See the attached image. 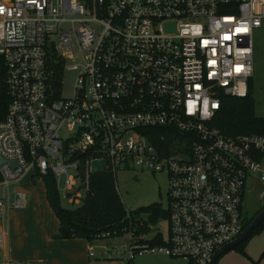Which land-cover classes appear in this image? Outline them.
I'll return each mask as SVG.
<instances>
[{"label": "built area", "instance_id": "built-area-1", "mask_svg": "<svg viewBox=\"0 0 264 264\" xmlns=\"http://www.w3.org/2000/svg\"><path fill=\"white\" fill-rule=\"evenodd\" d=\"M0 9L9 99L0 215L27 206L11 183L47 173L60 200L80 204L102 159L114 174L128 167L168 178L167 239L152 243L139 221L126 264L142 254L209 264L242 234L248 177L264 207V135L227 136L211 122L220 94H248L264 0H0ZM65 71L75 73L69 96ZM7 235L0 229V248Z\"/></svg>", "mask_w": 264, "mask_h": 264}, {"label": "trees", "instance_id": "trees-1", "mask_svg": "<svg viewBox=\"0 0 264 264\" xmlns=\"http://www.w3.org/2000/svg\"><path fill=\"white\" fill-rule=\"evenodd\" d=\"M4 72V62L0 58V119L5 116L9 100L4 85ZM219 99L220 108L212 119L213 126L227 136L264 135V118L257 117L254 113L252 77L248 80L246 97L238 98L220 94ZM42 180L45 184L47 201L59 221L58 233L54 235L58 239L83 238L93 241L107 231L110 236H121L125 232L128 233L139 221L145 223L144 231H148L149 228L146 225L150 222L154 223L160 217H167L168 210L159 203L127 210L118 193L115 174L109 169L90 175L86 195L74 208L61 206L51 173L44 175ZM261 209L257 210L253 216L246 218L244 229ZM263 226L264 219L254 228L252 234L258 232ZM245 241L233 249H238L246 255L243 250ZM151 242L163 244L164 240L157 235Z\"/></svg>", "mask_w": 264, "mask_h": 264}, {"label": "crops", "instance_id": "crops-1", "mask_svg": "<svg viewBox=\"0 0 264 264\" xmlns=\"http://www.w3.org/2000/svg\"><path fill=\"white\" fill-rule=\"evenodd\" d=\"M13 184L17 187L16 190L20 189L26 193L27 206L24 209L6 208L0 215V229L8 230L5 245L0 248V264H5L6 261H9V264L127 263V249L124 250L123 258L117 252L116 243L109 241L112 236L93 241L83 238H55L59 221L47 201L42 179L31 181L29 177H24ZM90 250L93 254H90ZM136 256L130 264H186L183 260L177 261L162 254ZM249 259L252 260L251 264H264L261 260L251 257Z\"/></svg>", "mask_w": 264, "mask_h": 264}, {"label": "rangeland", "instance_id": "rangeland-1", "mask_svg": "<svg viewBox=\"0 0 264 264\" xmlns=\"http://www.w3.org/2000/svg\"><path fill=\"white\" fill-rule=\"evenodd\" d=\"M252 44V98L254 102V113L257 117L264 118V22L260 28L253 29ZM74 79L75 73L73 71H65L62 81L64 96L71 95ZM115 179L118 193L127 210H134L152 203H159L163 208L167 207L168 178L164 171H151L149 169L141 171L137 170V168L122 167L116 171ZM255 179L248 177L243 196L242 211L247 217L253 216L263 206L258 196V185ZM16 189L17 187L11 183L9 186L10 195ZM60 201L61 206L64 208H74L79 205L70 204L66 199H61ZM157 235L163 240L167 239L168 223L164 217L158 218L154 223H149V238ZM128 239L129 234L126 232L121 236H112L109 238V241L116 243L117 252L123 258H125L124 250L127 249ZM243 250L246 255L238 249H232L221 255L215 264H251L252 260L249 257L261 260L264 263V226L245 241ZM170 258L181 261L179 258Z\"/></svg>", "mask_w": 264, "mask_h": 264}, {"label": "water", "instance_id": "water-1", "mask_svg": "<svg viewBox=\"0 0 264 264\" xmlns=\"http://www.w3.org/2000/svg\"><path fill=\"white\" fill-rule=\"evenodd\" d=\"M3 161V158L0 157V162ZM10 164L14 166L16 162L10 161ZM93 164L96 166L94 169L95 172H102L105 169V163L104 160H94ZM264 219V207L259 211V213L254 217V219L251 221V223L245 228V230L242 232V234L237 237L234 241L224 245L219 250L215 252L213 255L211 261L209 264H215L217 259L223 255L224 253L232 250L234 247L239 245L240 243L244 242L253 232L254 228L260 223L261 220Z\"/></svg>", "mask_w": 264, "mask_h": 264}, {"label": "snow or ice", "instance_id": "snow-or-ice-1", "mask_svg": "<svg viewBox=\"0 0 264 264\" xmlns=\"http://www.w3.org/2000/svg\"><path fill=\"white\" fill-rule=\"evenodd\" d=\"M0 11H2V9H0Z\"/></svg>", "mask_w": 264, "mask_h": 264}]
</instances>
